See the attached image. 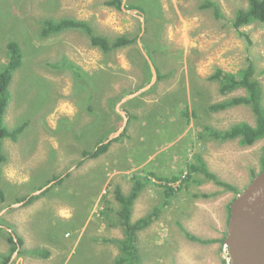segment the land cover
I'll list each match as a JSON object with an SVG mask.
<instances>
[{"label": "rangeland", "instance_id": "374dc122", "mask_svg": "<svg viewBox=\"0 0 264 264\" xmlns=\"http://www.w3.org/2000/svg\"><path fill=\"white\" fill-rule=\"evenodd\" d=\"M103 1L0 0V65L10 39L17 40L24 53L23 65L9 86L12 98L4 121L10 129L27 122L16 141L3 142L7 158L1 167L5 201L0 203V225L21 235L25 249L50 252L47 258L16 254L9 264H115L119 248L101 239L121 238L123 228L114 212L102 217L103 197L117 210L115 186L128 193L134 174L155 171L168 177L186 176L187 163L199 152L211 172L240 192L261 168L264 138L244 146L238 140L220 142L197 135L202 124L221 130L241 120L255 123L245 105L207 112L211 102L244 94L243 89L222 94L219 84L208 79L216 69L237 72L251 61L263 88L264 105V22L238 30L230 22L238 8L247 6L246 0H214L224 14L218 20L212 8H200L205 0H125L121 9L104 6ZM127 4H135L143 16L127 9ZM49 17L86 20L94 33L108 38L134 36L144 19L148 33L133 45L105 53L91 46L78 29L42 39L41 20ZM239 31L248 34L251 44ZM158 33L159 39L154 40ZM143 37L148 46L160 44V49L152 50L153 64L169 75L152 82L151 91L128 98L147 85L145 77L153 81L151 70H145L149 63L142 53H147ZM67 60L96 78H87L90 85L83 88ZM111 97L120 101L111 106ZM184 105L195 108L191 123L175 118ZM124 107L138 117L127 119L129 139L112 143L105 154L78 167L82 150L91 149L106 133L108 138L122 127L124 131ZM166 109L168 115L162 118ZM56 176L66 178L42 198L28 207L16 203L21 196L48 186ZM238 193L211 180L190 182L180 189L162 207L158 219L137 233L143 264H230L219 239L226 234L228 205ZM162 196L157 179L148 176L147 186L133 203L131 220L160 205ZM179 225L201 239L216 241H190ZM8 249L0 235V253Z\"/></svg>", "mask_w": 264, "mask_h": 264}, {"label": "trees", "instance_id": "16d2710c", "mask_svg": "<svg viewBox=\"0 0 264 264\" xmlns=\"http://www.w3.org/2000/svg\"><path fill=\"white\" fill-rule=\"evenodd\" d=\"M247 6L238 8L230 20L231 27L234 29H239L241 27L251 25L257 22H264V0H246ZM122 0H104L102 5L107 7H115L117 9H121ZM158 5V4H157ZM126 8L129 10H135L140 15L143 16V13L140 9H138L135 4H127ZM201 9L212 8L213 15L215 19L224 18V14L221 10L219 4L214 0H205L202 5H200ZM160 14V7L158 8ZM160 17V16H159ZM161 18V17H160ZM68 29H78L84 32L88 38L91 46L96 48H100L103 52L109 53L110 51L124 48L126 46L133 45L136 40L140 36L141 25L138 26L139 33H136L134 36H126L119 35L114 38H108L104 35H98L94 33L93 28L90 23L86 20L76 19L73 17H63L59 19L55 18H46L41 20V26L38 30L39 37L48 38L53 35L59 34ZM160 32V31H159ZM148 33V27L146 21H144V32ZM240 36L244 37L248 44H251V40L247 33L238 32ZM160 37V33H158L157 37L154 40H158ZM143 40V47L147 51L148 56L151 58L152 62L154 61L153 54L155 50L161 48L160 44L155 42V45L148 46ZM157 43V44H156ZM154 50V51H152ZM24 53L20 43L17 40L10 39L5 44V61L0 65V185L3 182L1 175V167L3 162L6 160V155L3 152V142L5 139L10 141H16L18 136L25 129L27 122L19 123L15 128H8L7 124L4 121V116L7 110V107L11 101V93H10V83L12 78L14 77L15 72L20 69L23 65ZM154 63V62H153ZM67 65L70 70H72L74 76L81 81L83 88L85 85H90L87 78L91 79V77L96 78V74H88L78 65L72 64L67 60ZM156 72H157V80L161 81L165 79L168 74L160 73L156 64H154ZM145 70L150 71L149 65L145 64ZM264 73V69L262 70ZM171 75V72H170ZM89 76V77H87ZM209 80H213L219 84V91L222 94H226L232 92L237 89H243L244 95L232 96L225 100L219 102H213L207 104V112H216L222 111L227 108L245 105L250 108L254 117H255V125H251L246 121H238L233 123L231 126L226 129L218 130L211 125L204 124L202 129L197 133L200 138H203L204 135L209 136L212 140L218 141H226V140H234L238 139L239 144L244 146H250L254 144L256 141L264 138V105H263V88L261 83L256 78V69L254 64L249 61L248 64L239 69L237 72H229L221 69H216L209 77ZM85 80L84 82H82ZM149 77H145L144 84H148L150 81ZM95 84L98 83V79L93 80ZM142 87V86H141ZM139 87V88H141ZM152 88L147 91H151ZM146 91V92H147ZM91 96V95H90ZM92 97V96H91ZM90 98V97H89ZM134 99V98H133ZM117 101H120L118 97H111L109 99V105L114 106ZM123 107V106H122ZM125 108V107H124ZM89 111H92L91 107H88ZM126 113L129 115L127 108L124 109ZM195 108L191 109L188 105H184L180 108L179 112L176 113L175 118H180L185 120L186 124L190 122L191 117H196ZM167 113L163 115L162 118L167 117ZM131 117H129L128 122H130ZM98 121V120H96ZM115 130V129H114ZM113 130V131H114ZM108 132V131H107ZM109 133H106L100 136L95 142L91 149L82 150L80 154V158L77 161V166L83 164V162L87 159H96L105 154L113 142L122 141L125 137H127V127H125L124 131H122L118 136L105 142ZM83 136V135H82ZM264 165V146H263V155L261 157V167ZM200 175V176H199ZM69 174L66 175L68 177ZM148 176H154L158 181L159 185H161L163 192V200L162 203L158 206L153 207L151 211H149L146 215L138 218L135 221L131 220L132 216V208L133 203L140 194V192L147 186ZM196 176V177H195ZM60 178L56 176L53 178L54 181L48 187H46L42 192L36 195L26 194L21 196L16 200V203L23 202V206H27L31 204L37 198L45 195V193L56 183H61L64 178ZM178 175L174 174L171 176H163L158 173H154L153 171H148L144 176L139 174H134L131 178L132 185L130 191L128 193H124L121 190L119 185L115 186L114 189V200L119 204V208L116 210L110 203H107V199L103 197L104 206L102 208L101 214L104 218H109L111 212H114L117 215L118 224L123 228V237L121 238H102V242L105 243H113L119 248V254L115 260V264H143L142 257L139 252V247L137 245V233L149 225H151L161 214V210L163 206L169 204L170 199L178 193V191L182 188H187L190 182L193 183H201L204 180H211L216 185L223 187L224 190L234 191L238 193L239 191L233 184H230L218 177L215 173L211 172L208 169L206 162L204 161L202 154L199 152L195 153L193 159L187 163V174L181 180L182 184L178 188H172L165 183L178 180ZM50 182V181H49ZM165 182L164 184H162ZM43 186L38 187L36 190L42 189ZM202 196H207L206 194H202ZM5 201V195L3 191L0 189V203ZM228 216L230 211V204L228 205ZM180 230L184 234V236L190 241H196L199 243H210L215 242L216 239L205 240L201 239L193 235L192 233L183 229L180 225ZM13 236L10 232L6 231L4 228H0V235L5 238V241L9 244V249L5 253H0V264H8L11 260V257L14 251L17 249V245L20 246L18 250V255H30L36 256L40 258H47L50 256V252L47 249H25L24 248V239L21 235L16 234ZM221 243L224 241V237L219 239Z\"/></svg>", "mask_w": 264, "mask_h": 264}, {"label": "water", "instance_id": "95a60500", "mask_svg": "<svg viewBox=\"0 0 264 264\" xmlns=\"http://www.w3.org/2000/svg\"><path fill=\"white\" fill-rule=\"evenodd\" d=\"M124 1L125 0H122L121 8L125 3ZM143 32L144 19L142 20L140 36ZM142 53L148 60L153 75V81H150L147 85L138 89L136 93L129 95L128 98H133L137 94L143 93L152 85V82L157 80V72L153 62L144 50ZM123 118V126L125 127L127 118L124 114ZM122 130L123 127L113 135H110L105 142L118 136ZM53 182L54 181L50 184ZM46 187L30 195H36L42 192ZM20 204H23V202H20ZM0 228H4L15 236L10 228L2 225H0ZM223 244L227 249V256L230 264H264V165L230 202V211ZM19 249L20 246L17 245V249L14 251L11 259L18 253Z\"/></svg>", "mask_w": 264, "mask_h": 264}, {"label": "crops", "instance_id": "0c3cea01", "mask_svg": "<svg viewBox=\"0 0 264 264\" xmlns=\"http://www.w3.org/2000/svg\"><path fill=\"white\" fill-rule=\"evenodd\" d=\"M242 95H244V94H242ZM127 111H128V113H129V115L127 114V113H125L126 114V116H127V119H129V117H131V120L132 121H136L137 120V115L136 114H134V113H132L131 111H129L128 109H127ZM166 111H167V109H166ZM167 114H168V111L166 112ZM130 120V121H131ZM241 121H244V120H241ZM192 122V117H191V120H190V122L189 123H191ZM251 125H255V123L254 124H252V123H250ZM204 124H202V126H203ZM191 126H192V124H191ZM128 127V126H127ZM129 129V128H128ZM129 135L127 134V137H125V138H128L129 139ZM234 140H238V139H234ZM220 142H223V141H220ZM114 143V142H113ZM54 148H55V145L53 146ZM55 150H57L56 148H55ZM58 151H60V150H58ZM60 152H62V151H60ZM205 161V160H204ZM206 162V161H205ZM155 172V171H154ZM157 173V172H156ZM43 196H41V197H39V198H37V199H40V198H42ZM36 199V200H37ZM35 201V200H34ZM33 203V202H32ZM29 205H31V204H29ZM29 205H27V206H25V207H28ZM67 212V210H65V213ZM69 213V212H68Z\"/></svg>", "mask_w": 264, "mask_h": 264}, {"label": "built area", "instance_id": "2783aa9c", "mask_svg": "<svg viewBox=\"0 0 264 264\" xmlns=\"http://www.w3.org/2000/svg\"><path fill=\"white\" fill-rule=\"evenodd\" d=\"M184 177H185V173L182 175V178H184ZM164 183L165 182H163L162 184H164ZM165 184H167L168 186L176 189V188H178L180 186V180L171 181V182H168V183H165Z\"/></svg>", "mask_w": 264, "mask_h": 264}, {"label": "bare ground", "instance_id": "6f19581e", "mask_svg": "<svg viewBox=\"0 0 264 264\" xmlns=\"http://www.w3.org/2000/svg\"><path fill=\"white\" fill-rule=\"evenodd\" d=\"M212 103V102H211ZM183 178H182V174H181V176L178 178V180H180V185L182 184V180Z\"/></svg>", "mask_w": 264, "mask_h": 264}]
</instances>
